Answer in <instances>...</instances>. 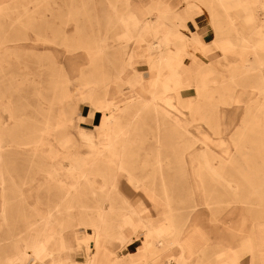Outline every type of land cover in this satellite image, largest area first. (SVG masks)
I'll use <instances>...</instances> for the list:
<instances>
[{
    "label": "rangeland",
    "instance_id": "rangeland-1",
    "mask_svg": "<svg viewBox=\"0 0 264 264\" xmlns=\"http://www.w3.org/2000/svg\"><path fill=\"white\" fill-rule=\"evenodd\" d=\"M155 223L175 241L142 260L264 264V0H0V264L117 258Z\"/></svg>",
    "mask_w": 264,
    "mask_h": 264
},
{
    "label": "crops",
    "instance_id": "crops-1",
    "mask_svg": "<svg viewBox=\"0 0 264 264\" xmlns=\"http://www.w3.org/2000/svg\"><path fill=\"white\" fill-rule=\"evenodd\" d=\"M149 1L153 2V0H149ZM160 1H163V0H160ZM191 23H193V22H191ZM181 60L182 59L180 57L179 62ZM169 105H171V104L168 103V106ZM171 107H172V105H171ZM163 111H166V110H163ZM172 111H174L172 113H175V112L179 113L178 110L173 109V107H172ZM166 112L167 113L164 115L166 117V119L168 121H170L179 130L182 127V125L180 126V124H179V123H182L181 120L176 116V114L171 115L168 111H166ZM220 117H221V115H220V109H219V121L220 122L222 121L223 124L227 125L226 121L228 118L221 119ZM180 130L179 131L182 132V137L185 136V134H189L187 129H185V130L180 129ZM225 131H224V133H225ZM223 152H224V154L226 153V151H223ZM205 155L210 159V162L208 164V169L211 172H213L216 168L212 167L211 161L214 160L215 158H218L219 156L214 154L212 151H206ZM219 162H220L219 167H222L223 164L225 163V160L220 159ZM131 192H133V191L131 190ZM124 194L125 193H123V195ZM133 195H135V193H133ZM145 195L148 196L149 200H152V196H153L152 194L147 195L145 193ZM124 196H126V195H124ZM166 206H167V204H166ZM129 208L131 209L130 206H129ZM138 216L140 218V215H138ZM122 223L123 224L121 225V227H119L120 230L122 231V232L120 231L122 233L121 238H125L127 234L131 233V230L133 228H135V226L137 227L139 225V224L135 223V221L132 220L130 216H125L122 220ZM144 223L148 224V222H146V221H144ZM150 230H145V231L138 230L136 237H133V241H131V245L138 240L140 241L139 245L134 249V251L128 252L127 254L122 255V256L117 255V258H114V254L116 253L115 248H114L115 244L108 242L106 244L102 243L97 248H95V246L92 244L93 246H91V248L89 249L91 251L90 255H91L92 261H91V258H89V261L87 262V252L83 247L80 249H83L84 254H85V261L84 262L75 263V262L70 260V257H68V260L71 261V263H73V264H160L161 263L160 258H157L152 262L141 259L142 255L145 254L147 244L149 242L150 243L153 242L155 248L160 249V247H161L160 243H157L155 241V238H156L155 232H158V234L160 235L161 238H165L167 244L173 243L175 241V239L173 236L169 235V233L166 231L165 228L159 227L156 223L153 224V226L150 228ZM147 236H150L149 241H147ZM210 240H211V236L207 234V232L202 228V226L199 223H196V221L193 222V220H191V222L189 221L187 228L182 233V235L180 237V241H179V246L181 248H183L185 251L184 258L187 257L189 259H194L199 254V252L206 247V245L210 242ZM228 248H230V247L228 246ZM176 249H177V247L175 248V250ZM176 251H178V250H176ZM31 257L33 258V261H35V260L39 261V258L34 256V254ZM235 259H236L235 255L233 252H231V249H230V251H227L225 253V260L220 261L219 264H230ZM45 263L52 264V261L51 260H49V261L45 260ZM162 264H167V262L162 261Z\"/></svg>",
    "mask_w": 264,
    "mask_h": 264
},
{
    "label": "bare ground",
    "instance_id": "bare-ground-1",
    "mask_svg": "<svg viewBox=\"0 0 264 264\" xmlns=\"http://www.w3.org/2000/svg\"><path fill=\"white\" fill-rule=\"evenodd\" d=\"M252 4V3H251ZM151 46H152V49L158 54V59H157V61H156V66H157V70H158V72H159V70L161 69V67H162V63H163V58L160 56L159 57V50L161 49L159 46H158V44H156V43H152L151 44ZM177 60V59H176ZM175 60V61H176ZM175 63V62H174ZM67 64L68 65H70L71 67H73V65L72 64H74V60H72V59H67ZM156 108V107H155ZM114 177V176H113ZM113 183H114V181H112ZM113 187L115 188V186L113 185ZM132 214L133 215H135V217H137V218H139V216H138V212L136 211V210H132ZM42 247H43V245H42ZM32 253V251H29V253L27 254V256L26 257H28L29 258V256H30V254ZM184 255H185V251H183V250H181V256L180 257H182V258H184Z\"/></svg>",
    "mask_w": 264,
    "mask_h": 264
}]
</instances>
